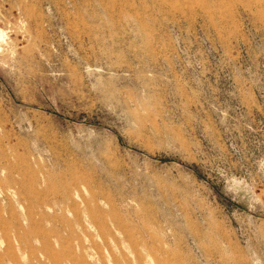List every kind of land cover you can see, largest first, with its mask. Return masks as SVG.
Returning <instances> with one entry per match:
<instances>
[{
  "label": "rangeland",
  "instance_id": "obj_1",
  "mask_svg": "<svg viewBox=\"0 0 264 264\" xmlns=\"http://www.w3.org/2000/svg\"><path fill=\"white\" fill-rule=\"evenodd\" d=\"M0 264H264V0H0Z\"/></svg>",
  "mask_w": 264,
  "mask_h": 264
}]
</instances>
